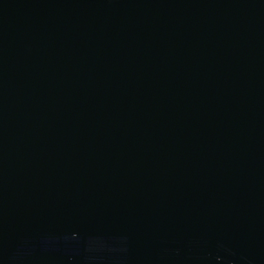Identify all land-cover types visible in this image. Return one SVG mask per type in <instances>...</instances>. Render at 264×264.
I'll return each mask as SVG.
<instances>
[{"label":"water","instance_id":"1","mask_svg":"<svg viewBox=\"0 0 264 264\" xmlns=\"http://www.w3.org/2000/svg\"><path fill=\"white\" fill-rule=\"evenodd\" d=\"M0 264H264V0H0Z\"/></svg>","mask_w":264,"mask_h":264}]
</instances>
